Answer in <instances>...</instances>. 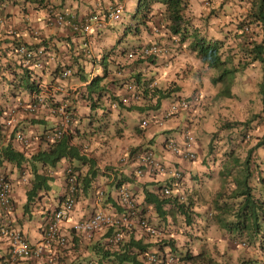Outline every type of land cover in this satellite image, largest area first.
Listing matches in <instances>:
<instances>
[{"label":"crops","instance_id":"1","mask_svg":"<svg viewBox=\"0 0 264 264\" xmlns=\"http://www.w3.org/2000/svg\"><path fill=\"white\" fill-rule=\"evenodd\" d=\"M103 1L105 0H6L4 9L0 11V64L7 65V68L1 71L0 74H6L8 70L19 69L20 67L19 63L21 59L11 46L13 38L20 39L28 44H35L38 42L42 44L43 40L47 41L49 46L48 51L54 54L55 60L48 59L45 61V70H43V72L46 77L51 70H54L55 65L59 61L67 62L74 67L78 66L84 68L87 75L91 76L104 69L103 63L111 68V65H113V63H111L112 60L115 59V62L124 61V58L117 52L119 47L129 49L130 47L144 44L151 40H157L161 42L167 50L159 55L155 62H134L133 66H127L115 72L119 76L132 74V76L136 77L140 82L141 80H145L146 76H149V78L154 77L158 87L161 88L168 87L170 83H173L174 86L175 82L177 89L174 91L182 95H188L195 88H199L194 85L192 86V80H182V78L180 80L175 77L177 72L182 73L179 68H181L180 66L183 61L182 48L176 47L179 44L185 45V43H187L188 45V41H180L176 34L172 33L171 35L169 33L170 31L162 30V28L156 32L152 25V21H150L149 15L152 14L151 10L157 8L160 12L164 11V4L162 2H158L157 5L152 1L153 3H151L150 9H147V12L144 11L145 15L143 12V16H146V20L137 25V28L134 29V34L130 37L131 42L127 46L124 45L122 39L123 36L126 35V26H130V23L133 21L132 15H134L140 7V4H138L139 0H136L135 4H133L134 0H128V13L123 22L116 25L112 24L109 28L102 31V35L95 39L91 36L84 37L77 32H73L68 25L65 24L50 25L46 18L47 11L50 8L54 10L66 9V11L74 13L76 17L80 18L85 15L90 8L97 6L99 3V5H102ZM214 6L217 8L221 6L220 10H222V12L219 11L217 14ZM135 8V12L131 13ZM247 8L248 2H246V0H208L207 3H205L204 0H188V8L185 12V16L191 19L195 25L201 27L203 31H206L208 36L217 37V32L214 33L212 30L215 29L216 24L221 21L217 20L214 15L234 20L237 17L236 14L239 13L238 15L240 16ZM223 13H226V16ZM167 23L169 27V20H167ZM34 31H37V33L35 34ZM222 32L223 30L219 28V33ZM228 38H230V36L226 37V39ZM111 47H114L116 52L110 51L109 49ZM178 50L181 52L178 53ZM53 73L55 76L56 73ZM182 74L185 75V72ZM179 76L181 77L180 74ZM0 83H2L1 80ZM77 84V81L74 80L69 82V84L67 83V86L69 88H74ZM25 94L28 96L29 93L26 92ZM165 99L170 101L168 97ZM163 100L162 102L166 101ZM167 103L168 102H166V104ZM147 105L148 99L141 96L139 100L134 101L131 105L121 106L117 109L112 108L106 116H101L99 118L104 125H109L108 122L113 118H117L118 115L120 116V120L124 119L126 125L125 129L122 127L116 128L115 130L109 129V134L116 133L112 138L115 140L116 146L112 150H110L107 139L100 138L95 141L97 134L94 133L92 136L89 135L91 140V142H89L90 151L86 152V154L96 161L95 166L97 167V172L91 176L89 184L83 186V189L77 193L73 211L62 223V228L68 233L69 241L66 247L59 251L58 264H75L79 263V261L83 263L90 257H96L93 250H91V245L96 241L105 242L106 237L110 234L109 229H100L91 236H85L83 233H76L70 226L75 220L89 215L95 209H117L120 211L121 208L117 204L116 189L117 186L122 183L128 185L132 189L136 199L141 205H146L148 207L149 210L147 214H149L153 223L162 222L168 226H173L170 222L172 218L174 219V208H170L173 210L171 214H165V216H163L159 215L155 208H152V205L145 201L147 192L157 193L159 185L163 182V175H156L153 177L147 174L137 175L132 166L134 161L132 164L122 163L118 160L117 156L118 153L119 155L121 154V151H125L126 153L130 152L132 149L131 147L134 148L140 145L152 146L165 162H179L186 170L189 169L187 165L188 161H179L178 157L163 149L162 144L165 134L160 133V128L158 126L151 125L145 129L138 126L140 119L148 110V107H146ZM196 109L197 108L193 111L184 112L175 116L167 122L166 128H174V136L180 139L182 137L181 128L184 127V124L189 121L194 122L193 117L197 112ZM83 111L87 114L85 109ZM48 120H50V118ZM48 120L44 122V125L51 122V120ZM133 120L135 121L133 122ZM193 122L192 124L194 125L195 122ZM30 127L31 126L28 125L27 129H30ZM193 130H198V128L194 126ZM199 143L198 149L201 146ZM14 145L18 149L22 148L18 144L14 143ZM200 157L202 160H200V162L196 161V169H194V171L191 170V174L196 171L198 172L200 168L206 173L210 170L211 166H209L204 159L205 153L203 152L201 156L199 152L198 158ZM67 163L79 164L78 171L81 175V179L89 168L88 164L80 163L76 159L69 161L66 158L60 160L55 166H41L40 163H37L40 170L46 171L49 176H51L49 180L50 187L48 190L41 189L39 191L40 195L35 201L30 203L27 211H24L23 204L26 201V190L30 186L27 182L30 180L29 175L31 176V174H28L27 182H25V180H23L26 178L25 175L20 173L18 166L14 163L4 161L0 165V170L4 171L9 176L13 183L15 207L11 217L12 223L24 232L26 238L30 242H41L43 238L41 223L44 210L48 207L55 206L59 202V196L64 193L63 167ZM28 167H31V164H29ZM100 190L104 191L101 196L98 195ZM163 208L169 209L166 205H164ZM196 208V205H191L190 210L193 209L196 211L198 210ZM192 214H195V212H192ZM182 215L183 213L176 212L178 218H182ZM2 217L0 211V220H2ZM186 227L190 226L186 225ZM130 237L135 240L139 239L143 243L155 241L154 238L147 236L143 231L137 228L130 230L128 235L125 236V240L130 239ZM7 246V240L0 235V262L7 253ZM150 247L152 249L154 244ZM47 250H49V248H47L46 251ZM29 263L30 262L26 260H19L14 264Z\"/></svg>","mask_w":264,"mask_h":264},{"label":"trees","instance_id":"2","mask_svg":"<svg viewBox=\"0 0 264 264\" xmlns=\"http://www.w3.org/2000/svg\"><path fill=\"white\" fill-rule=\"evenodd\" d=\"M158 1L164 4V13L166 19L170 22V30L178 36L180 41H188V47L195 52L196 57L200 59L207 68H217L219 70L218 75L214 76L212 80H214V82H221L224 85L221 91L222 94L227 96L231 95V83L238 70L241 69L244 71L249 65L259 66L260 79L258 82V91L260 94V111L243 121H226L224 122V126H232L238 123L242 125L244 123L248 127L253 119H259L260 121L264 120V0H246V2H248V8L240 14V21H238L236 25L237 29L235 32L230 33V35L224 34V37L219 35H217V37L208 36L206 31H203L201 27L195 25L191 19L185 16V12L188 8V0ZM246 25H249L253 30L252 34L249 36H247L248 33L243 30V27ZM255 27L257 28L254 31ZM254 32L256 36H254ZM227 36H230V39L236 43V48L231 49L229 47H224ZM11 42V45L15 47L17 44L24 41L13 38ZM38 43L30 45L35 47L40 44ZM40 45H43L45 49L49 48L46 40H43ZM109 50L116 52L114 47H111ZM117 50H119V53H122L124 49L118 48ZM234 52H237L238 55H232ZM235 57L238 61V68L229 65L232 63V58ZM20 59L19 69L8 70L6 74H3V76L1 74L0 77V80L6 86V96L11 101L17 99V89L29 90L30 92L38 90L39 78L35 72L34 66L26 63L22 58ZM111 63L115 65L116 69L118 68V71L126 67L124 61L115 62L114 59ZM239 64L243 65L239 66ZM65 65L73 68L72 74L69 76L68 80L76 79L83 82V84L80 85L79 90H69L68 93L62 95V98L56 101L53 99L52 103L50 98L47 97V102L51 106H56L61 102H68L67 108L69 110L71 109V111H76V109L79 108L76 103H81L80 107L84 108L86 111L90 110L91 117L93 116L94 118L106 116L110 109H112V103L114 101H118L116 104L117 107L124 106L120 99V94L112 88V84L115 83V80L107 78L110 68L107 67L105 63H103L104 69L91 76L87 75L84 68L78 66L74 67L68 63H65ZM59 67L60 62L57 67H55V71ZM6 68L7 65L0 64V72L6 70ZM128 80H130V77L126 79V81ZM119 82L120 81H117V83ZM176 89L173 83H170V85L165 88L155 86L151 89V87L146 88L143 85L138 87V90L145 98H155L157 104L160 102L161 98L169 97L173 90ZM82 108H80V111ZM4 110L5 106L0 105V165L4 161L12 162L18 166L20 173L25 175L23 168L28 166L29 163L31 164L29 168L31 177L28 182L26 181L30 186L26 190V202L23 205L24 211H27L31 201L39 196V191L41 189L48 190L50 187L49 180L51 176H49L46 171L40 170L37 163H40L41 166H55L60 160L65 158L69 161L76 159L80 163L89 165L87 173L83 175L84 186L89 184L91 176L97 172V167L95 166L96 162L91 157H87L81 153L79 147L71 142V133H64L62 137L48 142L46 146L41 147V149L37 150L32 155L26 156L22 150L15 147L14 143H17L12 131H8L7 127L4 126ZM80 118L81 117H77L79 120ZM35 120L32 119L31 122ZM91 121L92 120H90L89 123H91ZM94 132L95 131L91 133ZM257 138L252 148L264 146V132L257 136ZM252 148L247 151L243 161L240 160L238 156L234 155L232 151H225V155L227 156L226 161L228 162L223 169L218 172L222 183L227 182L230 177L235 184L231 191V195L236 198L241 197L236 204L237 209L230 210L233 217H231L230 220L223 219L222 226L230 231L232 236L233 234L245 236L247 241L243 238L241 240L243 243L246 244L247 242L248 245L257 244L258 247V254L242 258L238 264H264V175L259 174L260 176H257L258 174H254L255 172L259 173L261 171L258 170V164L255 163V159H252ZM212 150V148H208V156H210ZM77 166H79V164ZM235 166H237L238 169L236 168L235 172L231 171ZM209 172L210 171L204 173L208 174ZM0 173H4L5 177H8L4 171L0 170ZM253 175L254 177L257 176L256 179L259 181L258 183H260L258 186H254L251 183ZM145 201L153 203L156 212L163 216H165V214H171L173 210L170 208H174V219L172 218L174 224H177L179 220L176 216V212L183 213L182 219L184 223L190 226V230H187L188 234L194 235L195 233V237L198 239L201 238L198 232L201 229L197 230L195 225L189 224L191 212L189 211L190 206L188 204L179 203L175 198L166 197L158 191L156 194L147 192ZM167 204H169L168 210L163 208V206ZM183 228H186V226ZM111 230L110 228L109 232H111ZM206 243L207 241H202L201 246H206ZM150 245L151 243H143L139 239L135 240L130 237V239L123 241L119 248H113L105 243L96 241L92 243L91 250H93L98 258V264H144L142 261L143 255ZM170 245V251H174V255H176L177 252H182L173 239L170 240ZM201 254V252L196 254V252H192L191 248H187L184 255L180 254V258L192 259L198 257L204 261L205 257ZM102 259L108 261L105 262ZM75 264L82 263L79 261V263ZM204 264L208 263L205 262Z\"/></svg>","mask_w":264,"mask_h":264},{"label":"rangeland","instance_id":"3","mask_svg":"<svg viewBox=\"0 0 264 264\" xmlns=\"http://www.w3.org/2000/svg\"><path fill=\"white\" fill-rule=\"evenodd\" d=\"M152 1L153 0H142L138 10L135 12V8L131 11V13H135L134 15H132L133 21L132 23H130V26H126V35L123 36L122 39L125 46L129 45V43L131 42L130 37H132V35L134 34V29L137 28V25L142 23L144 19L143 12L147 8H149L151 6V3L153 2L158 5L157 1ZM135 3L136 0H134L133 4ZM220 8L221 6H219L218 8L214 6L217 14L219 11L222 12ZM151 11L153 13V15H151V17L153 16L152 22L154 23L156 18L162 19V30H166L169 32L170 30L164 11L160 12L159 10H157V8H154V10ZM127 13L128 10L126 9L122 12V16ZM223 14L226 16V13ZM238 14H236L237 17L234 20L214 15L215 18H217V20L221 22H218L215 29H213L212 31L214 33L217 32L219 36L223 37L224 34L235 32L237 22L240 21V16ZM219 28L223 30L222 33H219ZM256 28L257 27L254 28V31ZM252 31L253 30L250 28V30L247 32V36L251 35ZM169 33L172 35L171 31ZM254 36H256L255 32ZM179 47L182 48L181 50L183 57V61L180 66L181 68H179V70L182 71V73L185 72V75L181 72H177L175 77L180 80L181 78L182 80H192V86L194 85L195 87H199V89L202 91L200 104L197 106V112L193 117L195 124H197L198 126L195 124L193 125V121H189V123L192 129H194V126L198 128V130H194V133L197 137V143L200 142L199 144L201 145L198 149V153L200 152L201 156L203 152L205 153L204 159L206 163L211 167L210 170H208L210 171L208 174L204 173L200 168L198 170L199 173L195 174L196 177H193V179L188 181V183L192 185V189L187 194V202L190 206L196 205V209H198L196 211L192 210L191 212H195L198 214L197 217L193 216L195 218V221H197V224H195V226L200 225L198 228L200 229L202 227L204 229L203 236L198 239L197 237H195V235L188 234L187 230L189 229V227L183 228L186 226V223H184V220L182 218L180 219L177 217L179 219L177 221V224H173V220L171 219V223L173 226H170L167 231L169 233L170 231H172V236H169L168 238H172L182 252H177L175 255V259L170 263L165 264H204L205 262L209 264V261L210 264H238L242 258L258 254V247L257 244L248 245L247 242L246 244L243 243L241 240L243 238L246 239L245 236H238L237 234H233L232 236L230 234V231L222 226L223 219L230 220L231 217H233L230 210L237 209L236 204L237 202H239V198L241 197L236 198L231 195V191L234 188L235 184L230 177L228 178L227 182L222 183L221 177L218 175V172H220L228 162L226 161L227 156L225 155V151H232L234 155L238 156V158L243 161L244 157L247 154V151L251 149L252 145L256 143L258 139L257 136L261 135L264 132V120L260 121L259 119H253V121L250 122V126L248 127L244 123L242 125L238 123L232 126H224V122L226 121H243L244 119H248L252 115L257 114L260 111V94L258 91V82L260 79L259 66L249 65L245 68L244 71H242L241 69L238 70L235 74L234 80L231 83V95L227 96L222 94L221 92L224 85L221 82H214V80H212L214 76L218 75L219 70L217 68H207L205 64L196 57V54L193 53L194 51H192L188 47L187 43H185V45L179 44L176 48ZM224 47L234 49L236 48V43L232 41V39L228 38L225 42ZM180 52L181 51L178 50V53ZM234 54L238 55L237 52H234L232 55ZM236 57L232 58V63L229 65L238 68V61ZM240 65L243 64H239V66ZM179 74L181 75V77L179 76ZM116 77L120 78V76L115 72V68L110 69L108 79H117ZM174 85L176 86V84ZM79 87L80 86H77L76 89L79 90ZM5 89L6 86L4 85V83H0V105H4L5 107H7L8 105L15 103L17 99L27 98L25 94L26 90L17 89V99H13V101H11L6 96ZM147 99L148 103H152V99ZM165 100L167 99H164L163 101ZM80 104L81 103H76L79 108L76 109L75 112L76 117L81 118L80 120H74L73 123L69 126V129L72 130L70 131V133L74 135V138L72 139L78 145H81L83 143L89 144L91 140L88 137V132H86V130L84 129L87 125V127L95 130L97 134L95 141L99 140L100 138L107 139L110 150H112L116 146L115 140L112 139L116 135V133L114 132L113 134L108 135L106 132H108L109 129L115 130L116 128L120 127L125 129L126 125L124 119L120 120V116L118 115L117 118H113L108 122L110 126H103L99 118H93L91 123H89V118H85V116L81 115L79 116L80 112H84V109L80 107ZM161 104L162 101L158 105H155L153 109L159 108ZM80 108H82L81 111ZM88 112H90V110ZM44 116L45 113L37 114V116L26 113L24 115H21L19 118V129L28 132L33 138H35V147L38 146V142L41 139L42 147L46 145L45 140L41 137L42 130L45 128L43 126L44 122L46 121V118H44ZM32 119L38 120L31 122ZM134 121L135 120H133V122ZM28 125L31 126L30 129H27ZM172 130L174 129L161 128L160 132H172ZM209 147L213 149L210 152V156H208L207 153ZM88 149H90L89 146ZM251 155L252 159H255V163L258 164V170L261 171L259 173L255 172V175H264V146L262 145L252 148ZM200 160H202L201 157L197 160L188 161V170L194 171V169H196V161L200 162ZM199 162L197 163L200 164ZM236 168L237 166H235V168H233L231 171L235 172ZM257 176L254 177L253 175L251 179V183L254 186H258L260 184L256 179ZM208 212H211V214H208ZM189 224H193L192 219L189 221ZM159 226L162 227L161 223L159 224ZM165 233L167 232L165 231ZM163 240L165 239L163 238ZM161 241L162 239L158 240L157 242H155V245L158 246ZM202 241H208L206 243L207 245L202 247ZM166 246L168 247V245ZM154 248L156 249L157 247ZM187 248H191L192 252H196V254L198 252H201V255L205 257L204 261L198 257H194L192 259L180 258V254L184 255Z\"/></svg>","mask_w":264,"mask_h":264},{"label":"clouds","instance_id":"4","mask_svg":"<svg viewBox=\"0 0 264 264\" xmlns=\"http://www.w3.org/2000/svg\"><path fill=\"white\" fill-rule=\"evenodd\" d=\"M106 1L107 0H105V1H103V3H102V5H97V6H95V7H93V8H90L86 13H85V15H83L82 17H80V18H78V17H76V15H75V19H77V20H80V19H82V18H84L85 16H86V14L87 13H89V12H97V11H101V9L103 8V6H104V4L106 3ZM153 1H157V2H160V1H158V0H153ZM207 1L208 0H204V2L205 3H207ZM141 2H142V0H139V2H138V4H141ZM128 0H125V10L127 9L128 10ZM151 7V6H150ZM150 7L149 8H147V9H150ZM51 9V8H50ZM94 9V10H93ZM147 9L145 10V12H147ZM49 10V9H48ZM56 10H58V9H56ZM62 11H66V9H61ZM124 10V11H125ZM66 12H69V11H66ZM145 12H144V15H145ZM149 12V11H148ZM47 13H48V11H47ZM71 13V12H70ZM151 15H153V13L152 14H150L149 15V18H150V21H152V19H153V16L151 17ZM127 16H126V14L124 15V16H121V18L119 19V20H112V21H108L106 24H104L103 26H101V27H95V25L93 26V30H92V32L91 33H89V34H84V33H81V32H79V31H74V30H72L69 26V28L73 31V32H77V33H79V34H81V35H83L84 37H92V38H96V37H99L100 35H102L101 33H102V31H104V29H106V28H109L112 24L113 25H116V24H119V22L121 23V22H123V20L126 18ZM46 18H47V14H46ZM145 20H146V16L144 17V19H143V21L145 22ZM143 21H142V23H143ZM153 23V22H152ZM170 23V22H169ZM65 25H67V24H65ZM153 26H154V30L157 32L160 28H162V26H163V21H162V19H159V18H157V19H155V21H154V23L152 24ZM170 29V28H169ZM243 30L244 31H246V32H248L249 30H250V27H249V25H246V26H244L243 27ZM171 31V30H170ZM172 32V31H171ZM34 33L36 34L37 33V31L35 32L34 31ZM173 33V32H172ZM157 43V44H159L160 46H161V51H160V53H158V54H155V55H153V54H151V55H148V56H143V57H137V58H129V57H127V53L129 52V51H131V50H136V49H138V48H140L141 46H144V45H149V44H151V43ZM28 44V43H27ZM29 46H32V45H30V44H28ZM39 46H43V45H37V46H35V47H39ZM32 47H34V46H32ZM43 48H44V46H43ZM120 48V47H119ZM120 49H124L123 50V52L122 53H119V50H117V52H118V54L119 55H121L123 58H124V61H125V63H126V67L127 66H133V64H134V62H149V63H153L154 61H156V58L159 56V55H161L162 53H164V52H166V50H167V48L166 47H164V45L161 43V42H159V41H157V40H151V41H148L147 43H144V44H140V45H136V46H133V47H130L129 49H127V48H120ZM44 50H45V53H46V55H45V57H43V59H42V63H41V65H37L36 63H33L32 65L34 66V69H35V72L37 73V75H38V90L37 91H29V90H26L25 91V93L27 92V93H29L28 94V96H27V98H23V99H17L16 100V102L14 103V104H11V105H8L7 107H5V110L6 109H15V111H16V122L14 123V125L13 126H9V125H6L5 123H4V126L5 127H7V129H8V131H12V134L14 135V139L16 140V143L19 145V146H21L22 148H20V150H22L23 152H24V154L26 155V156H30V155H32L33 153H35L37 150H39V149H41V147H42V144H41V142H42V139L41 140H39V142H38V146L37 147H35V145H34V139L35 138H33L28 132H25L24 130H22V129H19V121H20V116L21 115H24V114H33V115H35V116H37V114H40V113H45V116H44V118H46V121L50 118V120H51V122H49V123H46V125H43L45 128L42 130V133H41V137L45 140V143H46V145H47V143L48 142H50V141H54V140H48V139H46V137H45V135H46V133L47 132H49V131H51L55 126H56V124L58 123V121H59V116H58V114L56 113V112H52L51 110H50V108H52V107H59V105H61L62 103H66L67 105H68V102H61V103H59L58 105H56V106H51L48 102H47V97L48 98H50V100H51V103L53 102V99L56 101V100H58V99H60V98H62V95H64V94H66V93H68V91L69 90H73V91H76L77 89V86H80L81 84H83V82H81V81H78V80H76L75 79V81H78V84H77V86H75L74 88H69L68 86H67V83L69 84V82H71V81H74V80H68L69 79V76L72 74V71H73V68L71 67V66H66L65 65V63H67V62H61V61H59L60 62V67L55 71V69L56 68H54V70H51L50 71V73H49V75L46 77L45 75H44V72H43V70H45V61L46 60H55V56H54V54L53 53H51V52H49L48 50L49 49H45L44 48ZM58 62V63H59ZM58 63L55 65V67H57V65H58ZM69 64V63H68ZM63 66H66V67H70L71 68V73L69 74V75H67V76H65V77H62L61 76V69H62V67ZM112 66H114V67H112ZM114 69L115 68V65H111V68L110 69ZM118 71V68L116 69L115 68V71ZM110 71V70H109ZM116 71V72H117ZM53 72H55L56 74H55V76L53 75L54 73ZM120 73V72H119ZM44 75V76H43ZM108 75H109V73H108ZM130 77V80H128V81H133L135 84H137V87H140V86H145L146 88H150L151 87V89L152 88H154L155 86H157L158 87V85H157V82H156V80L154 79V77H150L149 78V76H146V79L145 80H141V82H140V80H138L136 77H134V76H132V74L131 75H127V76H120V79H118L117 77V81H120L119 83H117V81H115V83H113L112 84V88H114L115 89V91L118 93V94H120V99H121V96H122V94L124 93L123 91L125 90V85H126V83L128 82V81H126V79L127 78H129ZM108 78V77H107ZM114 80H116V79H114ZM139 81V82H138ZM153 83L152 85H149V83ZM120 83H122V84H120ZM117 84H119V85H117ZM56 86H57V88H56ZM43 92V95H44V102H43V106L42 107H40L39 109H37V110H34V111H31V110H24L23 109V107H22V105L23 104H25L26 102H28V101H30L31 99H32V96H33V94L34 93H39V92ZM195 91H200V93H201V98H202V91L199 89V88H195L191 93H189L188 95H182V94H179V93H176V91L174 92V90H173V92H172V94L168 97L169 98V100L170 101H172V100H175V99H179V98H188L192 93H194ZM138 92H139V96H138V98H136V99H131L128 103H123V105L124 106H129V105H131L132 103H134V101H137V100H139L140 98H141V96L142 97H144L143 96V94L138 90ZM137 92V93H138ZM165 98H167V97H165ZM165 98H161V100H160V102L163 100V99H165ZM167 101V100H166ZM166 101L165 102H162V104H161V106L159 107V108H156V109H153L154 108V106L155 105H158L157 104V101H156V99L155 98H152V103H148V105L146 106V107H148V110L145 112V114H144V116L140 119V121H139V124H138V126L140 127V128H142V129H145L146 127H149V126H151V125H156V126H158L159 128H160V130H161V128H164V129H171V128H166V124H167V122L169 121V120H171V119H173L175 116H178L179 114H181V113H184V112H188V111H192V110H195L194 108L196 107L197 108V106L200 104V101H201V99H200V101H199V103H197L196 105H193V106H191L190 108H188L187 110H182V111H180V112H178V113H176V114H174L173 116H171V117H168V118H165L164 120H163V123L162 124H159V123H157V122H155V120L152 118V119H149V116L150 115H157V116H159L160 115V113H161V111L165 108V107H167V105L169 104V102L170 101H167L168 103L166 104ZM117 103H118V101H116ZM154 102V103H153ZM112 108L113 109H117L118 107L117 106H113L112 105ZM71 110V109H70ZM85 112H87V114H85L84 112V114H82L81 112H80V114H79V116L81 115V116H85V118L87 117V118H89V121L90 120H92L94 117H91V114H90V112H88V111H85ZM38 116H41V115H38ZM145 117H147L148 119H149V124L148 125H146V126H144V125H142V123H141V121H142V119L143 118H145ZM77 119V117H76V112L75 111H72V119L70 120V122L68 123V125L66 126V131L64 132V133H70V131H72V130H70L69 129V126L73 123V121L74 120H76ZM50 120H48V121H50ZM188 123V124H187ZM19 124V125H18ZM103 126H105L104 124H103ZM85 130H86V132H88L87 134H88V137H89V139H90V136H92V134H94V133H96V132H94V133H91V132H93V131H95L94 129H91L90 127H87V125L85 126V128H84ZM174 129V128H173ZM186 129H188V130H190L191 131V133L193 134V136H194V138H195V148H196V157L194 158V159H183V158H181L179 155H177V154H175V153H173V152H171L169 149H168V147L166 146V142H167V140H169V138H174V139H176L179 143H181L182 141H183V135H184V131L186 130ZM16 131H22L25 135H26V137L28 138V140H29V145H27V146H25V145H23V143H21L18 139H16V137H15V132ZM181 131H182V137L180 138V139H178L176 136H174V133H172V132H174V130H172V132H164V134H165V137H164V140H163V144H162V147H163V149L164 150H166V151H169L172 155H174V156H176V157H178L179 158V161H181V160H186V161H192V160H197L198 159V157H199V153H198V143H197V137H196V135H195V133H194V130L191 128V126H190V123L189 122H186V124H184V127H182L181 128ZM63 133V134H64ZM104 133H105V131H104ZM107 134H109V131L108 132H106ZM160 133H162V132H160ZM63 134L60 136V137H62L63 136ZM90 135V136H89ZM74 135H72V138H74L73 137ZM59 137V138H60ZM71 138V142L72 143H74L75 145H77L78 147H79V149H80V152L81 153H83L84 155H86L87 157H89L87 154H86V152H89L90 151V149H88V146L90 147V143L88 144V143H83V144H81V145H78L73 139ZM41 145V146H40ZM46 145H44V146H46ZM132 149L130 150V152H122L121 151V154L119 155V153H118V160L119 161H121L122 163H130V164H132V162L134 161V163H133V167H134V170H135V173L137 174V175H144V174H147V175H149L150 177H153V176H156V175H163V182L161 183V185H159V187H158V189H157V191L159 192V193H161L162 195H164V196H166V197H171V198H175L176 200H177V202H179V203H184V204H188L189 205V203L187 202V199H188V196H187V194L191 191V189H192V185L191 184H189L188 183V181L189 180H191V179H193V177H196L195 176V174H197L198 172L196 171V172H194V173H192L191 174V171H189L188 169L186 170L183 166H181V164H179V162H173V163H168V162H165L164 160H163V158L159 155V154H157V152H156V150L154 149V147H152V146H144V145H140V146H136V147H131ZM146 149H150V150H152L154 153H155V156L162 162V163H164V164H166V165H168V166H170V167H173V166H179V167H181L182 168V170H183V178H182V180L179 182V183H173V180L171 179V177L169 176V174L168 173H152V172H150V171H144L143 173H138V168L140 167V165H139V161H138V154H139V152H141V151H143V150H146ZM92 158V157H91ZM93 160H94V158H92ZM95 161V160H94ZM96 162V161H95ZM30 164V163H29ZM29 166V165H28ZM28 166H26L25 168H23L24 169V173H25V177L26 178H24L23 180H25V182L27 181V178H28V174L30 173V170H29V168L30 167H28ZM67 166H71L72 167V169L77 173L76 174V182H77V187H76V190L74 191V193H71L70 194V192H68L67 191V188H66V173H65V170H66V167ZM78 167L79 166H77V164H71V163H67L64 167H63V173H64V193H63V195H60L59 197V202L55 205V206H53V207H48V208H46L45 210H44V214H43V219H42V223H41V227H42V229H43V238L41 239V242H30L27 238H26V236H25V234H24V232L19 228V227H17L16 225H14L13 223H12V220H11V217H12V214H13V212H14V198H13V183H12V212L10 213V214H6L3 210H2V208L0 207V211H1V214H2V220H0V228H1V226L3 225V224H7V226L8 227H10V228H15V229H18L20 232H21V234H22V236L26 239V241L29 243V244H31V245H42V247H43V253H42V256H38V257H34V256H30V257H19V258H16V259H14V260H12L9 264H14L15 262H17V261H19V260H26V261H29L30 263L29 264H36V263H38V264H46L45 263V261H46V259H47V257H48V255L51 253V252H53V253H55V255H56V264H58V257H59V251H60V249H63L64 247H66V245H67V243H68V241H69V239H68V233L62 228V223L69 217V215L72 213V211H73V207H74V203H75V197H76V195H77V193L81 190V189H83V186H84V182H83V178L81 179V175H80V173H79V171H78ZM31 174V173H30ZM255 174V173H254ZM31 176L29 175V178H30ZM8 178L10 179V177L8 176ZM10 181L12 182V180L10 179ZM166 185H169L170 187H171V192L170 193H168V194H166V193H164V191H163V189H164V187L166 186ZM122 187H126L130 192H131V194L134 196V199L136 200L135 202H136V205H137V207H136V211H135V213H134V215H132V224L131 225H123V236H122V239L119 241V242H117V243H113L111 240H110V238L113 236V234H114V228H113V226H111V225H108V226H104V227H101V228H98V229H95V230H92V231H78V230H75L74 228H73V226H72V224L75 222V221H77V220H81V219H84V218H86V217H88L89 215H91L93 212H95V211H97V210H102V211H107V212H110V213H112V214H114V215H120V214H122V213H124V212H126V209L122 206V204H121V202H120V195H119V189L120 188H122ZM103 190H100L99 192H98V195L99 196H101L102 194H103ZM40 193V192H39ZM40 195V194H39ZM70 195H72L73 196V205H72V208L70 209V211L68 212V214H67V217L61 222V224H60V229H61V231L65 234V236H66V242H65V244L63 245V246H58V245H56L55 244V242L54 241H46V239H45V237H46V233H47V222H48V219H49V215L53 212V211H56V210H58V209H60L61 207H62V205H63V203L65 202V200H67V198L70 196ZM116 195H117V204L120 206V208H121V210L119 211V210H117V209H114V210H108V209H102V208H100V209H95V210H93L89 215H86V216H83V217H81V218H79V219H77V220H75L72 224H71V226H70V228L73 230V231H75L76 233H79V234H82V233H84V235L85 236H91L93 233H95L96 231H98V230H100V229H104V228H107V229H112L111 230V232H110V234L106 237V240H105V242H103V243H105L106 245H109V246H111V247H113V248H119V246H120V244L123 242V241H126L125 240V236L126 235H128V233H129V231L130 230H132V229H134V228H137V229H139L140 231H143L147 236H149V237H151V238H154L155 239V241L154 242H150L151 243V245L152 244H154V247H157L156 249L153 247L152 249H151V245L149 246V248L144 252V255H143V259H142V261L144 262V264H165V263H170L172 260H174L175 259V255H174V253L173 252H171L170 251V248H171V245H170V240L172 239V238H168L169 236L171 237L172 236V231H170V233L167 231V229L171 226H168V225H166V224H163L162 222H152L151 221V219H150V217H149V214H147V212H148V207L146 206V205H141V203L140 202H138V200L136 199V196H135V194L133 193V191H132V189L128 186V185H126V184H119L118 186H117V189H116ZM181 196H183L182 198H181ZM37 199V197L36 198H34L32 201H31V203L33 202V201H35ZM26 202V201H25ZM146 203H148V204H151L152 205V208H155L154 207V205H153V203H149V202H146ZM24 205V204H23ZM167 207H169V204H167L166 205ZM190 206V205H189ZM191 207V206H190ZM193 210V209H192ZM192 210H190V208H189V211H192ZM191 214H192V212H191ZM208 214H211V212H208ZM196 216H198V214L197 213H195V214H192L191 215V219H192V221H193V226L195 225V224H197V221H195V218L194 217ZM140 219H145L146 220V223H147V225H150V226H152V227H154L155 229H156V233L155 234H151V233H148L144 228H142V227H140V225H139V220ZM161 223V225H162V227H160L159 226V224ZM171 223V222H170ZM172 224V223H171ZM200 225H198V226H195V228L198 230ZM201 230H199L198 232L200 233V236L202 237L203 236V233H204V229L201 227L200 228ZM165 231L167 232V233H165ZM165 233V234H164ZM164 234V235H163ZM0 235L3 237V238H5V240H7V242H8V246H7V253L5 254V256L3 257V260L0 262V264H5V262H7V260H8V258H9V249H10V241H9V239L5 236V235H3V234H1V232H0ZM194 235H196L195 233H194ZM163 238L165 239V240H163ZM168 238V239H167ZM162 239V241H161V243H163V244H161V243H159L158 244V246H156L155 245V242H157L158 240H161ZM166 243H168V244H166ZM166 245H168V247L166 246ZM47 248H49V250H47L46 251V249ZM149 253H154L155 255H157L158 256V259L156 260V261H151V260H148V254ZM97 257H90V258H88V259H86L82 264H89L90 263V261H94L96 264H98L97 263ZM102 260H104L105 262L106 261H108V260H106V259H102Z\"/></svg>","mask_w":264,"mask_h":264},{"label":"built area","instance_id":"5","mask_svg":"<svg viewBox=\"0 0 264 264\" xmlns=\"http://www.w3.org/2000/svg\"><path fill=\"white\" fill-rule=\"evenodd\" d=\"M6 0H0V11L4 9ZM125 10V0H107L101 11L89 12L86 16L80 20L75 19V14L62 11L49 9L47 13V21L50 25H64L67 24L72 30L79 31L84 34H89L93 30V26L101 27L108 21L119 20L122 16V12ZM36 32V31H35ZM13 47V45H11ZM16 54L25 60L30 65L36 63L41 65L43 57L46 53L43 46L32 47L27 43L21 42L15 47ZM161 46L157 43H151L149 45L141 46L136 50H131L127 53L129 58L145 57L148 55H155L160 53ZM71 73V68L63 66L61 69V76L65 77ZM153 83H149L152 85ZM57 88V86H56ZM124 93L121 96L123 103H128L131 99L138 98V87L133 81H128L125 85ZM201 99L200 91H195L188 98H179L169 102L159 116L150 115L149 119H154L155 122L162 124L165 118L171 117L174 114L187 110L193 105L199 103ZM44 95L43 92L34 93L32 99L22 105L25 110H37L43 106ZM117 102L112 103L116 106ZM52 112H56L59 116V121L56 126L49 132L46 133L45 137L48 140L58 139L65 131L66 126L72 119V111L67 108L66 103H62L59 107L50 108ZM147 117L143 118L141 123L146 126L149 124ZM3 122L6 125L13 126L16 122V111L15 109L4 110ZM15 137L23 145H29V140L22 131H16ZM168 149L179 155L183 159H194L196 157L195 138L190 130L186 129L183 135V141L179 143L174 138H169L166 142ZM138 161L140 167L137 169L138 173L144 171H150L152 173H168L173 183H179L183 178V170L179 166L170 167L162 163L156 156L155 153L146 149L138 154ZM66 188L67 191L74 193L77 187L76 172L71 166H67L66 170ZM164 193L168 194L171 192V187L166 185L163 189ZM119 197L122 206L126 209V212L120 215H114L107 211L97 210L88 217L75 221L72 226L78 231H92L104 226L111 225L114 228V234L110 238L113 243H117L122 239L123 236V225L132 224V215L136 211V200L131 192L126 188L122 187L119 189ZM183 196H181L182 198ZM73 196L70 195L67 200L63 203L62 207L56 211H53L48 217L47 222V233L46 241H54L56 245L63 246L66 242V236L60 229L61 222L67 217L68 212L73 205ZM0 207L6 214L12 212V182L10 179L5 177L4 173H0ZM140 227L144 228L148 233L155 234L156 229L150 225H147L145 219H140ZM1 234L5 235L10 241L9 258L5 264H9L12 260L19 257H40L43 253L42 245H31L22 236L18 229L10 228L7 224H3L0 228ZM148 260L156 261L158 256L154 253L148 254ZM56 255L51 252L45 263L56 264ZM38 264V263H36ZM89 264H96L94 261H90ZM114 264V263H112Z\"/></svg>","mask_w":264,"mask_h":264}]
</instances>
